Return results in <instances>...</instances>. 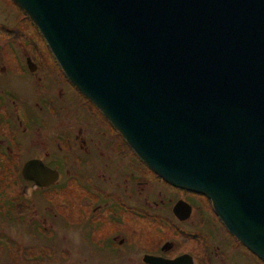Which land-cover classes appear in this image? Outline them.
I'll list each match as a JSON object with an SVG mask.
<instances>
[{
    "label": "water",
    "instance_id": "1",
    "mask_svg": "<svg viewBox=\"0 0 264 264\" xmlns=\"http://www.w3.org/2000/svg\"><path fill=\"white\" fill-rule=\"evenodd\" d=\"M72 83L264 262V0H14Z\"/></svg>",
    "mask_w": 264,
    "mask_h": 264
},
{
    "label": "flooded vegetation",
    "instance_id": "2",
    "mask_svg": "<svg viewBox=\"0 0 264 264\" xmlns=\"http://www.w3.org/2000/svg\"><path fill=\"white\" fill-rule=\"evenodd\" d=\"M0 264H264L205 194L175 187L0 0Z\"/></svg>",
    "mask_w": 264,
    "mask_h": 264
}]
</instances>
